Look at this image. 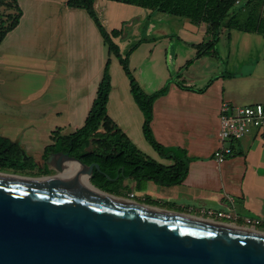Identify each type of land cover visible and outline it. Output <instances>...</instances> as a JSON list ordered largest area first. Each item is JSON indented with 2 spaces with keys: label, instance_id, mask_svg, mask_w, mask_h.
Here are the masks:
<instances>
[{
  "label": "crops",
  "instance_id": "1",
  "mask_svg": "<svg viewBox=\"0 0 264 264\" xmlns=\"http://www.w3.org/2000/svg\"><path fill=\"white\" fill-rule=\"evenodd\" d=\"M16 1L19 22L0 42V135L26 156L41 157L53 131L70 134L85 123L110 60L108 115L138 149L173 165L145 138L130 79L86 9L69 7L67 0ZM94 7L108 31L123 28L114 40L123 55L130 51L128 64L143 91L153 94L169 82L154 102L152 130L161 144L180 147L191 158L181 184L154 182L143 196L141 182L127 178L129 189L119 196L246 229L245 219L257 218L261 224L251 230L264 232V129L234 141L224 162L213 157L222 103H264V34L222 27L219 58L206 55L188 65L195 45L210 37L205 22L116 0H95ZM208 209L229 217L210 219Z\"/></svg>",
  "mask_w": 264,
  "mask_h": 264
},
{
  "label": "water",
  "instance_id": "2",
  "mask_svg": "<svg viewBox=\"0 0 264 264\" xmlns=\"http://www.w3.org/2000/svg\"><path fill=\"white\" fill-rule=\"evenodd\" d=\"M46 161L59 173H0V264H264V232L117 198L63 151Z\"/></svg>",
  "mask_w": 264,
  "mask_h": 264
},
{
  "label": "trees",
  "instance_id": "3",
  "mask_svg": "<svg viewBox=\"0 0 264 264\" xmlns=\"http://www.w3.org/2000/svg\"><path fill=\"white\" fill-rule=\"evenodd\" d=\"M116 1L138 5L153 11L188 17L196 23L205 22L207 34L210 37L205 42L195 45L198 52L194 59L188 61V65L193 63L195 59L206 55L219 58L216 45L222 27L264 34V12L261 14L259 11L264 6V0H239L238 3L237 0ZM94 2L95 0H67V5L86 9L93 19L109 51L119 59L130 79L131 92L144 114L143 132L145 138L161 157L173 159L174 164L164 165L146 155L108 115L107 105L111 90L110 60L106 63L104 76L98 85L97 96L85 123L70 134L64 135L59 131H53L51 136L53 142L45 147L43 156L47 158L51 151H64L80 158L87 165L93 162L98 163L100 170L94 169L90 178L91 183L99 189L115 195H123L124 189H129L124 185V180L127 178L135 179L138 182L151 180L165 186L181 184L188 175V165L191 158L187 156L186 150L180 147H168L161 144L152 130L154 102L168 91L169 82L164 88L153 94H147L143 91L128 64L130 51L123 55L119 44L114 40L123 33V28L108 31L96 12ZM13 5L17 14L13 16L11 22L8 24L7 19H0V42L7 32L18 24L22 14L16 0H13ZM246 8H248L246 16L241 19L239 11ZM135 46L133 45L131 49ZM90 144L92 147L86 149ZM34 167L32 157L23 159L18 145L9 138L0 135V170L26 172L33 170Z\"/></svg>",
  "mask_w": 264,
  "mask_h": 264
},
{
  "label": "built area",
  "instance_id": "4",
  "mask_svg": "<svg viewBox=\"0 0 264 264\" xmlns=\"http://www.w3.org/2000/svg\"><path fill=\"white\" fill-rule=\"evenodd\" d=\"M239 0H237V3ZM254 129H264V103H253L248 105L232 106L223 102L219 113V145L213 153V157L218 162H224L233 155V142L249 135ZM136 193H128L129 199H134ZM204 213L210 219H221L229 217L225 211H215L208 209ZM261 220L247 217L245 226L251 229L257 228Z\"/></svg>",
  "mask_w": 264,
  "mask_h": 264
},
{
  "label": "rangeland",
  "instance_id": "5",
  "mask_svg": "<svg viewBox=\"0 0 264 264\" xmlns=\"http://www.w3.org/2000/svg\"><path fill=\"white\" fill-rule=\"evenodd\" d=\"M11 4H12V6H11ZM247 10H248V8L239 11V17L241 19H243L246 16ZM259 11H260L261 14H263V12H264V6ZM16 14H17V10H16L15 6L13 5V0H0V19L1 18L7 19L6 21L9 24L11 22V20L13 19V16H15ZM9 15H11V16H9ZM2 106L3 105L0 104V110H1V107ZM91 147H92V144H90L89 146H87L86 149H89ZM37 154L38 153H36V152L33 153V155L35 157L38 156ZM0 172H6V170H0ZM17 173L19 175L20 174L21 175H24V176L26 175L27 177H41V176H43V174H41V173H43L42 171L39 172V173H37V168H34L31 171L28 170L26 172H17ZM55 174H57V173L52 170V171L49 172V174H45V175L53 176ZM150 185L151 186L154 185V182H152L151 180H142L141 181V185H140V189H141L140 192H142L141 195L145 196V192H143V191L146 189L147 186H150ZM122 197H125V196H122Z\"/></svg>",
  "mask_w": 264,
  "mask_h": 264
},
{
  "label": "flooded vegetation",
  "instance_id": "6",
  "mask_svg": "<svg viewBox=\"0 0 264 264\" xmlns=\"http://www.w3.org/2000/svg\"><path fill=\"white\" fill-rule=\"evenodd\" d=\"M19 149H20V147H19ZM20 151H21V153L23 155V159H26L28 157H32L33 158V163L35 165L34 168H37V173L42 171L43 173H41V174L45 175V174H49V172L52 171V170L55 171L56 173H59L54 167L50 166L47 163V161H46L47 158H44V156H43L44 153L41 155V157L40 156L35 157L34 155L33 156H30V155L26 156L25 153H23V151L21 149H20ZM53 152H60V151H51L49 154H51ZM6 172L18 174L17 172H22V171H20V170L19 171L18 170H7Z\"/></svg>",
  "mask_w": 264,
  "mask_h": 264
},
{
  "label": "bare ground",
  "instance_id": "7",
  "mask_svg": "<svg viewBox=\"0 0 264 264\" xmlns=\"http://www.w3.org/2000/svg\"><path fill=\"white\" fill-rule=\"evenodd\" d=\"M81 169H82V166L78 163V162H76V161H73V162H70V164H69V171H73V170H79V171H81ZM66 171H68V169L66 170ZM0 173H4V174H14V173H9V172H0ZM15 175H19V174H15ZM19 176H24V175H19ZM24 177H26V176H24ZM29 178H34V177H29ZM36 179H45V177H35ZM46 178H48V177H46ZM89 182L91 183V181H90V179H89ZM92 184V183H91ZM93 185V184H92ZM93 186H95V185H93ZM96 187V186H95ZM97 188V187H96ZM99 189V188H98ZM101 190V189H100ZM102 191V190H101ZM117 198H120V199H124V198H122V197H118V196H116ZM124 200H126V199H124Z\"/></svg>",
  "mask_w": 264,
  "mask_h": 264
}]
</instances>
